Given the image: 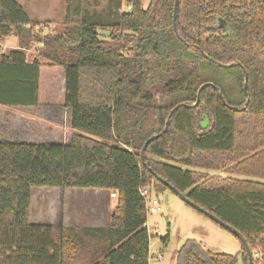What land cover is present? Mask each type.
Here are the masks:
<instances>
[{
	"label": "trees",
	"instance_id": "obj_1",
	"mask_svg": "<svg viewBox=\"0 0 264 264\" xmlns=\"http://www.w3.org/2000/svg\"><path fill=\"white\" fill-rule=\"evenodd\" d=\"M173 6L107 0L98 13L65 0L62 30L44 32L15 0H0V105L38 104L46 58L63 68L72 129L67 143L0 140V264H149L139 189L159 196L168 188L157 177L236 229L252 264H264V0H178L174 22ZM13 31L18 48L3 52ZM228 63L240 66L219 65ZM203 83L212 85L184 107ZM35 187L114 192L115 206L104 227L32 223ZM159 240L165 247L168 233ZM238 255L248 264L242 244L231 255L188 239L176 264Z\"/></svg>",
	"mask_w": 264,
	"mask_h": 264
},
{
	"label": "rangeland",
	"instance_id": "obj_2",
	"mask_svg": "<svg viewBox=\"0 0 264 264\" xmlns=\"http://www.w3.org/2000/svg\"><path fill=\"white\" fill-rule=\"evenodd\" d=\"M16 1L28 13L34 23H37L35 21L38 19H50L39 25V27L46 26L47 23L50 25L46 30L44 29V32H57V25H61L57 21L62 20L65 0ZM93 1L83 0L84 9L90 12L95 5ZM96 1L99 7H105V0ZM148 1L142 0V6L146 7ZM122 3V9L125 10V4ZM41 62L43 63L42 66L45 67L39 76V105L37 104L35 109L28 111L24 117H14L11 113L0 112V126L8 133L6 138L14 141L67 143L72 134L57 131V124L61 123L58 125L61 126L58 129H64L67 126L61 122L62 114L58 109L60 107L58 103H62L61 76L57 74V66L59 65L46 58H41ZM68 117L70 120V113ZM62 190L46 187L33 188L29 209L30 222L39 224L60 222L63 225L93 223L91 222L92 219L89 221L86 219L95 215L96 205H88L90 201L84 196L73 198L71 203L68 200L69 203L66 205L68 211L66 212L70 220L64 218L62 212L63 199L59 195ZM114 203V199H109L108 205L111 209L114 207ZM158 206L159 210L154 215H148L147 221L150 226L157 223V231L161 236L168 233V242L163 247L159 238L154 237L149 240V255L154 257L160 253L162 258L160 261L150 259L149 264H176V251L188 239L194 240L202 247L214 252L236 255L240 251L241 243L230 231L188 207L168 189H164L160 193ZM82 214H84L83 219L76 218L77 215ZM252 258L254 262V256ZM236 264H245L240 255L237 256Z\"/></svg>",
	"mask_w": 264,
	"mask_h": 264
},
{
	"label": "crops",
	"instance_id": "obj_3",
	"mask_svg": "<svg viewBox=\"0 0 264 264\" xmlns=\"http://www.w3.org/2000/svg\"><path fill=\"white\" fill-rule=\"evenodd\" d=\"M16 1V0H15ZM17 2V1H16ZM97 1L94 0L93 3L95 4L94 5V8L92 7L91 8V11H95V12H98V13H102L104 12L105 9H107V1L105 0L104 3H105V7H99L98 6V3H96ZM18 3V2H17ZM27 15V17L29 18V20L31 21V23H34L31 19V17L28 15V13L26 11H24ZM64 15H65V9L63 10V17H62V20L61 21H57L59 22V24H61L60 26L57 25V32L58 31H61L62 28H63V20H64ZM46 20H50V19H38V21H35L37 23H34V24H38V26H36V29L37 28H40L39 25L40 24H44L42 22H46ZM48 24V23H47ZM48 26H50L48 24ZM53 27V26H52ZM18 42H19V38L17 37L16 35V32H11L10 34L6 35L3 37V42H2V46H1V50L3 52H7L9 50H12V49H16L18 48ZM35 48H32L30 50H25L26 52V55L28 56V58H32L34 57L37 52ZM36 53V54H35ZM42 62H41V65H40V75L42 74V71L44 69L45 66H42ZM57 74H59L61 76V93H62V103H58L60 105V107L58 108L62 114V119H61V122L64 123V125L66 126L64 129H58V127L60 128L61 126H58L60 124H57V131H62L63 133L65 134H72V129L70 127V120H69V113H70V109L66 106H64V93H65V90H64V83H65V78H64V71H63V68L61 66H57ZM40 80V79H39ZM39 90H38V105H39ZM38 105L36 106H23V105H16V106H3V105H0V112L6 114V113H11L14 115V117H24L25 114H27L28 111H31V109H35ZM64 118V119H63ZM66 118V120H65ZM65 120V122H64ZM1 125H4L1 123ZM6 136H8V133L6 130H4L2 128V126H0V140L2 141H12V142H31V141H14V140H11V139H8L6 138ZM62 199H63V203H62V212H63V215H64V218L66 217L68 220H70V218H68V213L66 211H68V208L66 210V205L70 202H72V199L78 197V196H84L86 198L89 199L90 203L89 204H95L96 205V211L95 212V215H91L90 217L92 218H89V219H86L87 221H89L90 219L91 222L93 223H90V224H85V225H75L74 223H72V225H63V224H60L62 226H67V227H104L106 226V224L108 223L109 221V216L112 212V209L114 208H110L109 205H108V201L109 199H113V198H110L108 193L105 191V190H100V189H63L61 191V193L59 194ZM60 197V198H61ZM66 200V201H65ZM69 200V202H68ZM115 201V199H114ZM114 206H115V203H114ZM76 211V210H75ZM90 212H92V209H90ZM84 217V214L82 215H77V219H83ZM67 220V221H68Z\"/></svg>",
	"mask_w": 264,
	"mask_h": 264
},
{
	"label": "water",
	"instance_id": "obj_4",
	"mask_svg": "<svg viewBox=\"0 0 264 264\" xmlns=\"http://www.w3.org/2000/svg\"><path fill=\"white\" fill-rule=\"evenodd\" d=\"M177 1L178 0H174V6H173V22L175 20V17H176V6H177ZM219 26H223L224 30H225V35H228V28L227 26L224 24V23H220ZM173 28L175 30V24H173ZM220 66L222 67H231V66H234V65H237V66H240L238 63H228V64H219ZM243 74H244V82H243V92H244V95H245V104L244 106L241 108H245L246 105L248 104V101H249V96H248V93H247V75L245 73V71L243 70ZM212 84L211 83H203L198 91H197V98H196V102L192 105H186V104H182L184 107H193L195 106L199 100H200V94H201V91L207 87V86H211ZM215 90L217 91V94H218V97L220 98V100H222V102L225 104L224 102V99L221 95V91L215 87ZM178 106L174 107L172 109V111L174 109H176ZM233 109L235 110H240L239 108H236V107H232ZM169 119H170V114L169 116L167 117V120H166V123H165V127L162 131V133H164L167 129V126H168V123H169ZM159 135H161L160 133L157 134V135H152L150 136L146 142L144 143L141 151H140V156L143 157V154H144V151L146 149V146L148 145V143L150 141H152L153 139H155L156 137H158ZM158 181L161 182L164 186H166L169 190H171L175 195H177L185 204L189 205L190 207H192L193 209L197 210L198 212L202 213L204 216H206L207 218H209L210 220H212L213 222L217 223L219 226L223 227L224 229H227L228 231H230L239 241L240 243L242 244V246L244 247V250L246 252V255H247V260H248V264H252V257H253V254L252 252L250 251L249 247L247 246V243L245 241V239L242 237V235L234 228L230 227L229 225H227L225 222L219 220L215 215L211 214L210 212L204 210L203 208H201L199 205L197 204H194L193 202H191L190 200H188L187 197H185V195H183L182 193H180L176 188H174L172 185H170L168 182H166L164 179H162L161 177H157ZM160 195V194H159ZM50 224H53V225H60V222H53V223H50Z\"/></svg>",
	"mask_w": 264,
	"mask_h": 264
},
{
	"label": "built area",
	"instance_id": "obj_5",
	"mask_svg": "<svg viewBox=\"0 0 264 264\" xmlns=\"http://www.w3.org/2000/svg\"><path fill=\"white\" fill-rule=\"evenodd\" d=\"M47 26V27H46ZM46 26H41L38 29H41L44 31V29L46 30L48 28V25L46 24ZM139 192L141 194V196L145 199V208H146V214L148 215H154L158 210H159V196L153 191V188L151 186H144L141 187L139 189ZM110 198H113L114 192H111L109 194ZM144 226L147 229V232L149 234L150 239L151 238H160L161 235L159 234V232L157 231V223H153L151 226L148 224V221L146 220ZM253 256L255 257L256 254H253ZM150 259H154L156 261H160L161 258V254L158 253L157 255H155L154 257H151L150 255L148 256V262L150 261Z\"/></svg>",
	"mask_w": 264,
	"mask_h": 264
}]
</instances>
